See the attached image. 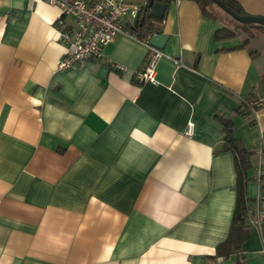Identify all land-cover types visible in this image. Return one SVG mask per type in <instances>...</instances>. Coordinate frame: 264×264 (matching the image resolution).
<instances>
[{
    "label": "crops",
    "instance_id": "1",
    "mask_svg": "<svg viewBox=\"0 0 264 264\" xmlns=\"http://www.w3.org/2000/svg\"><path fill=\"white\" fill-rule=\"evenodd\" d=\"M237 1L264 16V0ZM61 17L46 0H0V264H207L237 203L218 115L251 154V203L259 192L264 50L226 49L241 41L216 40L223 20L172 0L157 85L136 79L148 47L126 33L60 70V31L73 26ZM248 97L259 107L241 113ZM248 228L239 253L216 264H264L263 237Z\"/></svg>",
    "mask_w": 264,
    "mask_h": 264
},
{
    "label": "built area",
    "instance_id": "2",
    "mask_svg": "<svg viewBox=\"0 0 264 264\" xmlns=\"http://www.w3.org/2000/svg\"><path fill=\"white\" fill-rule=\"evenodd\" d=\"M51 5L61 9L62 17L58 21L61 27H67V18L73 21L69 26L60 31V40L67 47L66 54L60 59L58 69L67 70L77 67L80 63L101 58L104 47L113 41L120 33H126L133 38H138L130 26L138 12L147 4V0H100L90 3L85 0H46ZM151 36L144 39L148 47V57L144 65L135 72L136 79L141 83H159L157 78V64L164 56V51L150 43ZM113 67L124 71L126 66L112 61ZM262 100V99H261ZM263 101V100H262ZM255 112V110H253ZM196 123L188 122L186 135L195 134ZM257 165L255 180L259 192L249 206L245 222L248 226L257 228L263 237L264 252V146L256 150Z\"/></svg>",
    "mask_w": 264,
    "mask_h": 264
},
{
    "label": "trees",
    "instance_id": "3",
    "mask_svg": "<svg viewBox=\"0 0 264 264\" xmlns=\"http://www.w3.org/2000/svg\"><path fill=\"white\" fill-rule=\"evenodd\" d=\"M150 1V0H149ZM161 3H170L172 0H154ZM199 3L202 12L209 17L218 18L211 10L212 0H195ZM232 10L240 15H247V12L237 0H222ZM142 24L132 27L131 30L137 34L139 39L144 40L154 33H160L159 22L163 20L152 17L149 5L142 7ZM237 38L241 41L239 45L229 47L247 48L252 55L259 54L264 50V26L255 23H240L237 26L230 27L223 25L216 31V40H229ZM259 100H252L251 97L245 98L240 109L241 113L257 110ZM217 119L222 127L223 144L219 151H231L234 155L235 168L237 173V203L233 215L232 228L227 240L221 242L216 249V254L209 257L207 264H216L219 257L228 258L235 253H239L242 243L249 237L250 229L248 228L245 218L251 205V199L247 196V184L251 180L248 170L252 166L251 154L244 147L241 139L235 134V124L233 120L224 114L218 115ZM235 264H244L243 257H239Z\"/></svg>",
    "mask_w": 264,
    "mask_h": 264
},
{
    "label": "water",
    "instance_id": "4",
    "mask_svg": "<svg viewBox=\"0 0 264 264\" xmlns=\"http://www.w3.org/2000/svg\"><path fill=\"white\" fill-rule=\"evenodd\" d=\"M214 3H216L218 6H220L224 11H226L228 14L236 18L241 23H255L259 25L264 26V16L262 15H240L236 13L234 10H232L224 1L222 0H212ZM149 5V8L151 9V15L154 18L162 19L164 17V13L166 9L168 8V3H161L156 2L154 0H147V4ZM145 5V6H146ZM142 16V9L138 12L135 20L134 25L132 27H137L142 24L141 17ZM169 36L164 33H154L151 35L150 43L153 46H156L160 49H164L166 42L168 41Z\"/></svg>",
    "mask_w": 264,
    "mask_h": 264
},
{
    "label": "rangeland",
    "instance_id": "5",
    "mask_svg": "<svg viewBox=\"0 0 264 264\" xmlns=\"http://www.w3.org/2000/svg\"><path fill=\"white\" fill-rule=\"evenodd\" d=\"M210 8L216 14V16L219 19L223 20L225 22V24H227V25H229L231 27L237 26L238 24L241 23L236 18H234L233 16H231L230 14H228L226 11H224L216 3L215 4H212V6Z\"/></svg>",
    "mask_w": 264,
    "mask_h": 264
}]
</instances>
